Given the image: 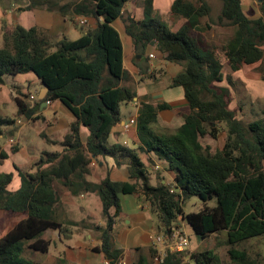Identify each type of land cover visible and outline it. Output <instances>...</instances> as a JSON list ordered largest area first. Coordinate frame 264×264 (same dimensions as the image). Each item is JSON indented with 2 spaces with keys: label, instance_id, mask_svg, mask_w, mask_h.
<instances>
[{
  "label": "trees",
  "instance_id": "trees-1",
  "mask_svg": "<svg viewBox=\"0 0 264 264\" xmlns=\"http://www.w3.org/2000/svg\"><path fill=\"white\" fill-rule=\"evenodd\" d=\"M7 1L0 0L3 6ZM128 1L80 0L59 6L61 13L69 12L72 18L97 20L94 28L86 29L76 39L56 41L36 26L26 28L20 24L3 31L0 93L9 76L31 72L48 91L42 99L37 97V103L27 102L24 97L30 95L24 92L13 96L19 114L36 119L39 116L34 114L42 102L59 100L75 119L65 135L62 150L43 151L34 171L14 164L21 179L18 188L9 187L13 171L0 172V210L22 215L0 236V264H38L24 255L25 250L46 253L51 245V240L43 236L46 231L58 230L65 238L74 233L71 227L75 226L99 230L101 243L94 249L102 251L109 264H118L123 251L116 246L113 232L121 214L122 194L143 196L158 218L160 232L171 233L182 220L200 239L223 232L230 264H257L241 246L264 235V119L246 123L237 108L230 107L233 97L230 86L221 83L224 79L221 56H226L231 70L264 59V0H260L262 15L258 17H250L244 11L242 0H221L217 23L235 28L221 46L208 45L203 37L212 22L207 0H174L169 18L185 19L176 31L162 21L164 16L155 9L154 0H142L141 19L130 14L124 18L137 53L143 54L148 45L156 44L167 60L183 64L173 85L183 86L191 107L183 124L168 133L157 129L158 111L165 104L140 102L138 146L110 144L108 139L113 126L122 120L121 104L136 96L134 86L122 84L123 45L113 25L123 16ZM47 4L34 1L26 8ZM53 8L48 4V9ZM206 17L210 22L203 21ZM260 71L264 80L263 63ZM226 79L232 83L230 74ZM20 121L3 114L0 101V142L12 131L6 127ZM83 126L88 129L85 139H82ZM222 129L226 141L222 148L213 151L202 138H217ZM18 149L15 146L11 151ZM143 151L162 160L164 171L173 172V178L168 180L160 175L152 181L154 168L142 159ZM8 156L0 145V158ZM92 156L110 157L116 165L125 164L129 180H114L109 174L99 182L88 180ZM56 181L73 194L96 191L107 218L106 226L60 220ZM192 196L199 197L202 207L186 212L184 203ZM211 200L215 203H210ZM156 255L157 249L152 246L132 264H151ZM158 264L225 263L213 250L204 249L168 251Z\"/></svg>",
  "mask_w": 264,
  "mask_h": 264
},
{
  "label": "crops",
  "instance_id": "crops-1",
  "mask_svg": "<svg viewBox=\"0 0 264 264\" xmlns=\"http://www.w3.org/2000/svg\"><path fill=\"white\" fill-rule=\"evenodd\" d=\"M34 1L47 2L48 4H52L54 8L48 9V4L44 6H34L26 8L30 3ZM173 1L174 0H154V7L156 10L163 14V18L167 19L170 27L174 31H176L183 25L185 19L179 18L176 20H172L169 18ZM69 3L70 2H66V0H8L6 2V5L3 6L0 2V40L3 41L2 37L4 29H12L17 24H20L26 28L36 26L44 31L48 35V37L56 41L63 38L75 39L85 31L83 28H94L97 25V20L95 18L86 17L88 21L83 26V28H81V26L79 25L75 26L73 24V20H76L78 16L72 18L69 12L63 14L59 10V6ZM242 4L244 7V11L246 12L243 0ZM122 13L123 16L117 18L113 22V25L120 33L123 45V65L125 70V77L122 79V84L134 86L136 90V96L132 101L125 103L127 104L126 109H134V111L128 116L121 112L122 120L113 126L108 139L110 144L114 142H121L124 144L126 143L129 146H138L140 140L137 131V117L140 102L146 101L153 105L165 104V107L158 111L157 129L162 132H166L167 129H174L175 131L178 127H180L184 122L185 114L191 112V107L185 96L183 86L173 85V79L183 70V64L167 60L165 57V53L161 49H159L156 44L148 45L146 51L143 54L137 53L135 51L132 37L126 31L124 18L130 14L136 19H141L143 17L142 0H129L125 4ZM261 15L262 10L256 12L253 16H249L258 17ZM69 19L72 22H70ZM99 20H102V17H100ZM73 25L76 28H81L82 32L77 33V30L73 29ZM218 26L233 27L211 22V27L206 29V31H204L206 33L203 35L208 45L221 46V42L215 41V34L213 33L214 28ZM73 34L76 35V37H70ZM226 41L227 40H225L222 45L225 44ZM221 60L223 62L224 73V79L221 83L230 86L233 97L231 103H235L234 107L238 105L241 107L239 112H241L244 107V101L241 100L242 95H236L234 87L232 86H244L246 92L249 93L252 97V103H254L255 99L257 98H264V80L262 79V74L260 71V66L264 62V59H260L253 63H245L237 70L230 69V66L227 64V58L225 55L222 54ZM228 74L232 76V83L230 84L226 79V76ZM31 77L32 76H30V74L28 73L19 74L13 77L12 81L17 80L16 83H18L21 81L30 80L32 79ZM36 79L38 78L36 77ZM4 86H7V84L3 85L2 88ZM43 87L44 86L41 85V90ZM15 95H17L16 92H14L13 95L10 96L11 99ZM0 101L2 103L1 93ZM55 101L60 102L63 105H58V108L64 107V109L67 110V113L71 115L70 117H68L67 121V123L69 124L72 118H74V115L61 101ZM55 101H50L49 103L42 102L39 108L41 110H46L49 106L54 105ZM231 103L230 107L234 108L231 106ZM130 118H135L136 123L131 124L128 128H125L124 125L129 121ZM58 122L59 120H54L51 126H53V128L55 129V125ZM81 130L82 134H88V129L86 127L84 129L82 128ZM15 136L17 135L15 134ZM8 141L9 139L6 140V143ZM0 145L9 154L8 158L4 159L6 160V166L10 163L11 166L14 167V164H17V162L13 161V153L7 146L8 144L5 145V143L3 144L2 142H0ZM22 149L23 148L17 150L19 154L18 158H20L22 161H27L26 156L24 157L20 154L22 153ZM141 156L144 162H146V164H150L152 168H154V166L157 164L161 167L165 166L164 162L152 152L143 151L141 153ZM17 166L19 165L17 164ZM88 167L89 171L86 175V178L93 182L101 181L108 174L114 180H129V171L127 169V166L125 164L116 165L114 160L110 157L92 156V160ZM10 171L12 170L10 169L9 172ZM166 172L167 175H169V178L171 177L172 179L174 173L170 171ZM16 175L18 174H14L13 180L15 185L19 187L20 183L17 184L19 180H17L18 178ZM163 181L166 180L163 179ZM55 183L58 186H61V189H58V218L60 220L67 222L70 220L84 219V217L89 216L88 210L86 208L91 203V200H86L87 193H81L82 197L80 198L82 201H84L83 203H76L73 195H71L67 187L62 185L59 181H56ZM123 199H125V201L132 206L134 211L125 213V215L128 216L127 225L125 224L122 230L118 233H116V230L119 226H116L114 241L116 246L121 248L123 251L121 260H123L125 264H132L138 259L141 254H147L149 252V249L154 246V235L160 231L158 229V218L157 222L153 220L152 222H150V217L153 218V216L151 215L152 210L150 208L149 202L146 201L143 196L139 194H122L121 205ZM122 211L123 205L121 207V213ZM96 222L100 225L104 224V221H102V219H98L96 220ZM181 223L179 224V228H182L188 234L190 238L189 248L193 251L195 249L194 246L191 247V244L193 245V243L195 242L194 238H199L194 234L191 226L186 221L182 220ZM86 229L87 230L80 231V233H73L71 235L72 237L66 240H63L64 237L59 234L58 230H53L50 236H44L45 238H49L51 240V243H55L54 253L48 255L46 258V260L50 262L49 264H106L108 259L106 258L105 254L102 251L94 249L101 243L99 233L97 231H93L91 228ZM45 233H48V231H46ZM36 254L39 258L35 261L38 264H46L43 263V261L45 260V255L40 256L39 252L37 251ZM154 262L155 264L159 263L155 260V258ZM151 264H153V260Z\"/></svg>",
  "mask_w": 264,
  "mask_h": 264
},
{
  "label": "rangeland",
  "instance_id": "rangeland-1",
  "mask_svg": "<svg viewBox=\"0 0 264 264\" xmlns=\"http://www.w3.org/2000/svg\"><path fill=\"white\" fill-rule=\"evenodd\" d=\"M75 1H78V0H66V2H70V3L75 2ZM243 1L245 4L246 12L250 16H253L258 11H261L260 0H243ZM207 2L210 4L211 9H212L211 21L213 23L216 22L215 24H219L217 23V15L220 13L222 9V1L221 0H207ZM69 21L72 22L70 19ZM162 21L168 24L167 19L163 18ZM203 21L210 22V19L206 17ZM73 24L75 26L78 25L76 20H73ZM75 26L73 27V29H76L77 33L82 32L81 28H83V25L81 26V28H78V27L76 28ZM88 28L90 27H85L83 29L86 30ZM213 33L215 34L214 36L215 41L221 42L220 44L222 45V43L225 40H228V38H230L234 34V28L218 26L214 28ZM70 37H76V35L73 34ZM2 44H3V41L0 40V46ZM28 74L32 76L31 77L32 79L21 81L18 83H16L17 80L12 81L11 80L12 76H9V82L7 86H4L2 88V92H1V99H2L1 111L2 113L9 115L11 118H15L16 121H19V119L21 121L19 123L17 122L15 126L6 127L8 130H12V131L7 133V135L3 137L1 139V142L3 144L5 143V145L8 144L7 146L10 148V150H12V148L15 146H18V148L20 149L23 148L21 150L22 153L20 154L21 156L22 155L24 157L26 156L27 161H22L20 158H18L19 154L17 151L16 153L11 151L13 153L12 159L13 161L17 162L19 166H21L20 167L21 169L34 171L36 169L35 163L41 157L43 151L54 152V151L62 150L63 140L65 138V135L70 132V125L74 121L75 118H72V120L68 124L67 123L68 117H70L71 115L67 113V110H65L64 107L58 108V105H62V104L56 101L54 105L49 106L46 110H41L40 108H37L34 115L35 116L38 115L39 117L36 119H33V118L28 119L25 115L19 114L18 106L16 102L13 100V97L11 99L10 96L13 95L14 92H16V94L24 92L29 95L35 94L36 99H37L38 94L41 91L40 81L36 79L33 73H28ZM233 87H234V91L236 95L238 94L242 95L241 100L244 101V102L240 101V102H243V105H244L242 111L239 112V116L242 118V120L246 123H249L253 120L264 119V98L263 99L257 98L255 99L254 103H252V100H251L252 97L249 93L246 92L244 86H233ZM24 98L27 102L32 103L29 96H26ZM36 99L34 100L35 103H37ZM237 100H238V97H237ZM231 106L234 107L235 103H231ZM238 106H236L237 112L240 111V109H238ZM126 107H127V104L122 103L120 108H121V112L128 116L134 111V109L129 110V108L126 109ZM54 120L56 121L59 120V122L56 123L55 125L56 126L55 129L53 128V126H51ZM82 128L84 129L85 126H83ZM166 132L168 133L174 132V129H167ZM15 134L17 136H15ZM86 136L87 135L82 134V139H85ZM11 137H15V141L12 143L8 141L6 143V140H8ZM202 141L206 144L209 143L211 146V149L215 151L223 147L226 141V132L222 129L217 138L205 136L204 138H202ZM5 162L6 160L0 158V172H9V170L11 169L14 172V174H18V171L13 166H11L10 163L9 165L6 166ZM153 170H154V174L152 176V180H157V176H160V175H164L165 177L167 176L166 178L168 180H171V177L169 178V175H167V172L164 171L163 167L159 169H153ZM157 170L161 171V173L158 172L157 174L156 172ZM16 176L18 178L17 180H19L17 184H19L21 182L20 176L19 175H16ZM57 186L58 185L56 184V187ZM9 187L11 189H15L18 186L15 185L14 180H13L12 183L9 185ZM57 188L61 189V186H58ZM69 192L71 193L70 190ZM81 193H87L86 200L87 201L91 200V203L86 208L88 210L89 216L84 217V219L74 220V221H86V222H89L95 225L97 224L96 220L102 219V221H104V224H102L101 227H105L107 218L105 214L103 213V206H102V202H101V198L99 194L96 191L95 192L94 191H87V192L83 191ZM81 193H78V194L71 193L76 203L81 204L84 202L80 198L82 197ZM210 203H215V200H211ZM122 205H123V211L117 218V222L114 226L113 234H115L116 226H119L116 230V233H118L119 231L122 230L125 224L127 225L128 216H126L125 213H130L131 211H134L132 206L129 205V203H127L125 199L122 200ZM201 207H202V201L197 196H192L191 198L186 200L184 203V209L186 212L198 211L201 209ZM111 212H114V209H111ZM151 215L153 216V218L150 217L151 219V220L149 219L150 222H152V220L157 222L156 214L152 212ZM21 216L22 215L20 214H13V215L7 214L3 210H0V235H2L10 227H12L14 222H16V220L19 219ZM71 228L74 229V233H80V231L87 230L86 228L81 227V226L79 227L75 226ZM92 230L97 231L98 233L100 232L97 229H92ZM52 231L53 230H48V233H44L43 236H46V235L50 236ZM71 237L72 236L65 237L63 240L70 239ZM194 239H195V242L193 243V245L191 244V247L194 246L195 250L211 249L215 252V254L219 256L220 260L223 263L225 264L231 263L228 252H227L228 245L225 242V233L223 232L213 233L205 239H200V238L199 239L194 238ZM241 247L247 249V251L252 256V258H254L257 264H264V235L248 240ZM54 250H55V243L52 242L48 252L43 253V254L39 252L40 256L45 255V258H44L45 260L43 259L44 260L43 263H46V264L50 263L46 260V258L48 255L54 253ZM188 251H192V250L189 248ZM24 255L34 260L39 258L36 254V251L30 250V249H26L24 252ZM153 264H155L154 260H153Z\"/></svg>",
  "mask_w": 264,
  "mask_h": 264
},
{
  "label": "built area",
  "instance_id": "built-area-1",
  "mask_svg": "<svg viewBox=\"0 0 264 264\" xmlns=\"http://www.w3.org/2000/svg\"><path fill=\"white\" fill-rule=\"evenodd\" d=\"M87 18L83 16H78L76 22L79 26L85 25L87 23ZM30 100L32 103L36 99L35 94H30ZM48 101L47 103H49ZM136 123L135 118H130L128 122L124 125L125 128H128L131 124ZM15 141V137L9 138V142L12 143ZM161 168L160 165H155L154 169ZM153 245L157 249V255L155 260L160 262L166 256L167 252H184L189 249L190 238L188 234L182 228H175L171 233L158 232L153 237ZM106 264H109L107 260ZM118 264H125L123 260H120Z\"/></svg>",
  "mask_w": 264,
  "mask_h": 264
},
{
  "label": "water",
  "instance_id": "water-1",
  "mask_svg": "<svg viewBox=\"0 0 264 264\" xmlns=\"http://www.w3.org/2000/svg\"><path fill=\"white\" fill-rule=\"evenodd\" d=\"M48 91V88L46 87V86H44L43 88H42V90H41V92L39 93V98L40 99H42L44 96H45V94H46V92ZM44 103H46V102H44ZM178 190H179V188H177Z\"/></svg>",
  "mask_w": 264,
  "mask_h": 264
}]
</instances>
